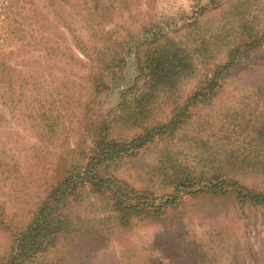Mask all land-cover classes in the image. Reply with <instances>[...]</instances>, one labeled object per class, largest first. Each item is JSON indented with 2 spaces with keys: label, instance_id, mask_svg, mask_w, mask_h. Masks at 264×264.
Instances as JSON below:
<instances>
[{
  "label": "rangeland",
  "instance_id": "rangeland-1",
  "mask_svg": "<svg viewBox=\"0 0 264 264\" xmlns=\"http://www.w3.org/2000/svg\"><path fill=\"white\" fill-rule=\"evenodd\" d=\"M231 1L236 0H66L64 20L86 56L74 49L75 39L61 28L63 20H54L60 31L51 32L50 47L60 42L64 55L56 51L48 57L51 51H37L38 40L25 48L26 55L21 45L28 40H5V0H0V258L9 252L11 230L28 224L62 174L81 162L104 123L127 114L129 96L121 93L128 88L140 92L146 73L147 45L142 50L138 45L161 33L177 40L209 34L214 17ZM255 9L263 19L264 0ZM193 22L196 33L187 27ZM11 52L16 55L8 66L16 72L9 73L12 81L5 85V56ZM223 55L217 54L211 65ZM252 61L226 81L224 94L210 106L193 109L194 117L183 131L190 134L204 126L207 133L218 135L219 110L238 107L230 93L238 102L240 89L251 92L264 80V55L256 53ZM203 73L202 68L186 93ZM44 111L49 112V127L43 126ZM183 131L175 135L176 147ZM211 143L216 150L214 138ZM161 146L142 149L113 173L137 194L151 195L155 204L175 195L174 187L161 186L153 170ZM242 181L264 193V177ZM191 195L178 194L161 220L132 219L131 227L122 228L109 216L103 195L80 191L69 208L77 216L79 237L73 238L63 264H264L262 209L245 208L238 219L234 202Z\"/></svg>",
  "mask_w": 264,
  "mask_h": 264
},
{
  "label": "trees",
  "instance_id": "trees-1",
  "mask_svg": "<svg viewBox=\"0 0 264 264\" xmlns=\"http://www.w3.org/2000/svg\"><path fill=\"white\" fill-rule=\"evenodd\" d=\"M65 1L5 0V40H28L21 45L24 55L29 53L25 48L33 47L35 40L41 43H34L39 53L43 49L51 51L46 53L48 57L56 51L63 54L60 42L50 47L54 39L51 32L60 31L56 27L63 20L61 28L75 39L74 49L86 56L83 46L76 43L80 40L74 37L75 30L64 20ZM259 1H231L214 17L215 27L209 34L192 36L188 32L187 40H177L161 33L138 45V49L147 45L143 89L137 93L131 88L122 91V97L129 96L130 100L127 114L107 120L101 135L84 151L81 162L71 164L62 174L39 202L28 224L11 230L9 252L0 258V264H63L80 230L75 227L77 216L69 209L70 203L86 189L103 195L109 216L122 228L131 227L132 219L161 220L175 205L178 194L189 191L193 197L213 196L214 200L234 202L240 211L238 219L244 216L245 208L264 211V193L242 181L245 177H264L263 79L251 92L240 89L238 102L230 93L238 107L219 110L218 135L207 133L204 126L190 134L183 131L194 117V108L210 106L224 94L226 81L236 71L251 67L254 54L264 55V18L259 16L261 10L255 9ZM193 25L196 22L187 25L191 32ZM221 51L223 60L211 65ZM15 55L11 52L5 56V85L12 81L9 73L16 72L8 66ZM202 68L204 73L192 92L186 93V87ZM41 116L43 126L49 127V112ZM179 131H183L179 141L182 145L176 147L173 142ZM212 138L217 143L213 151ZM159 144L162 146L153 170L161 186L174 187L175 195H165L164 201L155 204L151 195L137 194L113 173L123 160Z\"/></svg>",
  "mask_w": 264,
  "mask_h": 264
}]
</instances>
